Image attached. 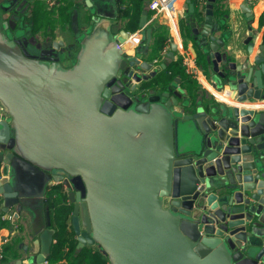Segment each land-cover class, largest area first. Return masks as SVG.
Wrapping results in <instances>:
<instances>
[{
  "label": "water",
  "instance_id": "95a60500",
  "mask_svg": "<svg viewBox=\"0 0 264 264\" xmlns=\"http://www.w3.org/2000/svg\"><path fill=\"white\" fill-rule=\"evenodd\" d=\"M215 2L207 1L202 18L187 17L190 37L236 92V104L191 114L180 109L185 96L177 85L142 90L159 73L145 59L149 10L139 22L140 57L131 34L102 16L112 3L118 14V0L98 1L70 45L47 38L34 47L0 33V205L34 228L47 221L32 235H39L34 248L12 264L48 263V192L59 175L67 176L77 248L97 246L110 264H264V109L257 105L264 45L240 77L242 69L221 53ZM10 4L9 12H20V3ZM243 12L251 21L248 4ZM254 36L246 42L250 55ZM177 50L173 43L167 57Z\"/></svg>",
  "mask_w": 264,
  "mask_h": 264
},
{
  "label": "crops",
  "instance_id": "0c3cea01",
  "mask_svg": "<svg viewBox=\"0 0 264 264\" xmlns=\"http://www.w3.org/2000/svg\"><path fill=\"white\" fill-rule=\"evenodd\" d=\"M47 1L48 0L41 1L42 7H46V10L49 12L48 15H50L51 18L53 17L52 19L55 21V23L60 21V23L54 28L55 40L64 41L68 45L72 44L75 37V29L73 26L74 19L79 18L80 20L82 19L84 21V18L87 17L89 11L85 4V0H55L56 5H58L56 9L58 10H54V13H51V11L48 10ZM71 1H74V4L66 12V17L67 14H71L73 8L78 10L79 13H75L73 18L71 17V21H67V19L65 20L62 18L63 15L61 10L66 6L68 7L72 5ZM152 1L153 0H142L141 4L143 11L149 10V6ZM169 3L175 13L172 17H170L168 14H162L158 17H155V15L149 10L150 16L148 19V26L152 27L154 30L153 38L155 31H157V33H161L163 32L162 30H164L166 32V36H168V41L171 42L168 52L171 50L173 43H176L178 46L174 60H177L179 57L183 58L185 54H189L195 60V64L200 74L197 79H194L197 81L198 85L195 99H192L185 90H182L180 78L175 79V81L170 84L167 90H172L173 85H177L179 87L180 91L185 96V105L182 104L180 109L187 110V114H191V112L198 107L208 110L211 107L236 104V92L232 91L229 85L225 84L223 80L218 78L216 74L213 73L212 69H210L209 73L205 72L203 67L196 63V58L200 52V48L196 46L194 39L187 36L188 32L187 26L185 27V24L188 23L187 17H195L200 7L199 4L196 0H169ZM218 3L217 14L215 12V18H217V21H219V31L215 35L217 38H223L225 41V45L221 49V53L226 56L229 62L236 65L237 70L242 69L240 77L246 76V74L249 72V69L253 65L254 56L261 53L260 47L264 45V0H258L255 3H251V0H218ZM246 4H248L251 9V21L243 12V7ZM51 14L53 16H51ZM128 21V19L123 18L120 21V26L117 25L118 29L125 30L130 34H134L140 30L138 25V30L132 32L129 29ZM42 24H45V26L48 27L47 22H41L40 25ZM58 25H60V27ZM85 28L86 26L84 25L81 27V29ZM43 29L45 31L47 30V28ZM185 32L187 33L185 34ZM250 32L255 33L254 40L252 41L254 44L253 54L251 55L249 54V45L246 43ZM132 53H134V51H132ZM145 59H147V57ZM170 62L171 59H169L167 55L162 60V64L169 65ZM205 65L206 70H208L209 67L207 61H205ZM216 79L220 80L222 85L216 84ZM217 85L222 87V89H219ZM220 94H223V97L227 99L226 103H223L222 100H220V96H222ZM257 105L264 109V101L257 103ZM0 217H2V220L4 217H12L11 220H7L6 222L8 226L4 227L0 231V239L3 242L6 243L13 240L17 241V246L13 254L17 255V257H13L12 255L9 262L6 263L12 264L15 260L25 256V247H28L29 249L34 248V240L37 239L39 235L36 236V238H32V235L40 229L41 225L46 226V219L44 216L42 217L41 224H39L40 226H38L39 228L37 229L31 224H27L24 221L22 215H20L17 219L15 218L14 211L9 213L4 212V206L2 205H0ZM50 232H54L52 227ZM54 243H56V241L53 238L52 244ZM21 244H24L22 248L19 247Z\"/></svg>",
  "mask_w": 264,
  "mask_h": 264
},
{
  "label": "trees",
  "instance_id": "16d2710c",
  "mask_svg": "<svg viewBox=\"0 0 264 264\" xmlns=\"http://www.w3.org/2000/svg\"><path fill=\"white\" fill-rule=\"evenodd\" d=\"M64 1V0H63ZM199 4V0H196ZM74 2V1H73ZM71 1L70 6H66L61 10L62 18L67 19V21H71V17L75 13H79L78 10L74 8L71 11V14H67L66 12L68 9L73 6ZM142 0H124L122 5L126 6L122 12L125 13L124 18H128V26L132 32L138 30V25L140 22V17L143 12ZM218 0H216L214 4V19L215 12L217 14L218 9ZM199 10L197 15L199 18H202L204 15V11L206 9L205 5H199ZM48 11L46 7H41L39 3L35 4L34 8V20L35 25L39 28L41 22L43 23H50L53 20L50 15H48ZM54 13V11H52ZM52 15V14H51ZM89 18V17H86ZM84 18V19H86ZM188 22V21H187ZM219 22V21H217ZM187 26V36L190 37V28L188 23L185 24ZM157 30V29H156ZM157 33L155 31L154 38L151 45V50L149 52L150 60H159V73L158 75L149 82H145L142 84V90H154L156 92H164L167 91L168 87L175 79H181V87L182 90H185L192 99L196 98V92L198 90L197 81L192 79L187 73L183 66V59L179 57L177 60H171L170 64L167 65L166 69H162V60L164 56L162 55V51L164 50L165 46L168 44V36H166V32ZM154 32V30H153ZM191 38V37H190ZM205 61L208 63L209 69L206 70ZM196 63L203 67L205 72H210V69H213V66L208 59V57L203 53V50L200 49L198 56L196 58ZM59 194V197H55L56 194ZM48 200L50 202L51 208V221H52V228L54 230L53 238L56 243L52 244L50 247V257L48 259V264H110L109 259L105 256L99 248L96 247H85L83 249H78V242L76 239L75 232L71 225V217H72V206L67 202V196L64 195L62 192H51L48 195ZM7 221L2 220L0 217V231L7 227ZM17 246V241H9L4 243L3 251H4V258L2 259V263L6 264L9 262L10 257L14 254V251ZM13 257H17V255H13Z\"/></svg>",
  "mask_w": 264,
  "mask_h": 264
},
{
  "label": "flooded vegetation",
  "instance_id": "af4514ba",
  "mask_svg": "<svg viewBox=\"0 0 264 264\" xmlns=\"http://www.w3.org/2000/svg\"><path fill=\"white\" fill-rule=\"evenodd\" d=\"M11 0H0V33L4 35L9 41L13 38H20V39H27L29 42H34V47L37 46V44H40L41 47L45 43V40L47 38H54V28L56 26V23L54 20H51V22H48V27L45 26V24L38 25V27L35 25L34 20V8L35 4L39 3V5L42 7V0H16L21 5V10L18 13L15 12H9V8L11 6L10 4ZM52 1V5H50V2ZM124 0H118V14L117 18L113 21L116 25L120 26V21L124 18L125 13L122 12L123 9L126 8V6H123ZM55 0H48V10L54 11V7L56 6ZM53 16V15H51ZM53 18V17H52ZM90 19V18H89ZM128 19V18H124ZM43 28H47L45 31ZM16 32H19L18 36L15 35ZM68 45V44H67ZM26 48V45H24ZM28 47V46H27ZM27 50L31 53V55L38 56L40 54V51H34L30 47L27 48ZM51 58L53 56H50ZM71 67L72 64H71ZM9 117L7 115L3 116V119H8ZM56 176V174H51V176ZM59 179L63 178L62 181L56 183V188H54L52 191L57 192L60 191L64 195L68 197L67 187L64 184V181L67 179V176L59 175ZM49 191L48 195L52 192ZM55 197H59V194L57 193ZM67 202L69 203V199H67ZM46 219V218H45ZM47 225V221L45 223Z\"/></svg>",
  "mask_w": 264,
  "mask_h": 264
},
{
  "label": "built area",
  "instance_id": "2783aa9c",
  "mask_svg": "<svg viewBox=\"0 0 264 264\" xmlns=\"http://www.w3.org/2000/svg\"><path fill=\"white\" fill-rule=\"evenodd\" d=\"M207 1L208 0H199V5H207ZM258 0H251V3H255ZM149 10L155 15V17H158L159 15L162 14H168L170 15V17L174 16V11L172 10L169 0H153L150 3L149 6ZM142 36H141V30H139L138 32L131 34V39L130 42L137 48L139 47L142 42H141ZM170 45L171 42L168 41L167 46L165 47V49L162 52V55L165 57L167 55L168 49H170ZM183 66L186 70V73L192 77L193 79H197L200 72L197 69V66L195 64V60L189 55V54H185L183 56ZM156 65H158L160 62L159 60H155ZM159 67V66H158ZM232 90V89H231ZM222 96H220V100H222L223 103L227 102V99L223 97V94H220ZM12 217H4L3 220L7 221V220H11ZM5 242H3L0 239V262H2V259L4 258V251H3V245ZM48 264V263H47Z\"/></svg>",
  "mask_w": 264,
  "mask_h": 264
},
{
  "label": "rangeland",
  "instance_id": "374dc122",
  "mask_svg": "<svg viewBox=\"0 0 264 264\" xmlns=\"http://www.w3.org/2000/svg\"><path fill=\"white\" fill-rule=\"evenodd\" d=\"M82 1V0H81ZM93 3H94V6L93 7H89L88 8V14H87V17H89L91 20H93L94 18H93V15H92V13L94 12H98L99 11V5H98V1H100V0H91ZM106 1H110V0H106ZM52 3V1L50 2V5H52L51 4ZM47 5H49V4H47ZM57 6L58 5H56L55 7H54V10H58V9H56L57 8ZM102 16L103 15H105L104 17H107V18H110L111 19V21H114L113 19H116L117 18V10H116V8H114V4L112 3V4H110V6L109 5H105V7H102ZM70 14V13H69ZM89 18H86L84 21L85 22H88V21H90V19ZM93 18V19H92ZM100 19L102 18V17H99ZM84 21L81 19H79V18H75L74 19V21H73V26H74V29H75V31H77V34L79 33V30L81 29V27H83V25L84 26H86L88 23H84ZM60 23V21H58V23L56 22V25L57 24H59ZM59 27H60V25H58ZM93 26V25H92ZM91 26H89L88 27V29L90 28ZM144 46V44L143 45H141L138 49H137V56L138 57H140V55L142 54V52H143V47ZM149 57H147V59H148ZM74 64H75V62H74ZM158 66L159 65H157V68H158ZM66 68H71V65L70 66H68V67H66ZM159 70V69H158ZM217 87L219 88V89H222V87H220V86H218L217 85ZM177 116V115H176ZM183 125H185V126H189V124H187L186 122L183 124ZM180 135H179V137H180V141L183 139H185V132H184V130H183V128H182V123H181V125H180ZM53 232H50L49 233V235H48V243H49V246L52 244V236H53V234H52ZM19 247H20V245H19ZM96 248H97V246H96Z\"/></svg>",
  "mask_w": 264,
  "mask_h": 264
}]
</instances>
